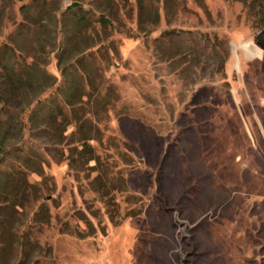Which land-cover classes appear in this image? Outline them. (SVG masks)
I'll return each instance as SVG.
<instances>
[{"label": "rangeland", "instance_id": "1", "mask_svg": "<svg viewBox=\"0 0 264 264\" xmlns=\"http://www.w3.org/2000/svg\"><path fill=\"white\" fill-rule=\"evenodd\" d=\"M263 28L264 0H0V264H264Z\"/></svg>", "mask_w": 264, "mask_h": 264}, {"label": "trees", "instance_id": "2", "mask_svg": "<svg viewBox=\"0 0 264 264\" xmlns=\"http://www.w3.org/2000/svg\"><path fill=\"white\" fill-rule=\"evenodd\" d=\"M257 44L262 48L264 49V28L261 32V34L259 35L258 37V40H257ZM2 102V98L0 97V103ZM86 137V136H85ZM87 139H90V138H85L84 140H87ZM84 144H86V141H84ZM0 156H1V150H0Z\"/></svg>", "mask_w": 264, "mask_h": 264}]
</instances>
